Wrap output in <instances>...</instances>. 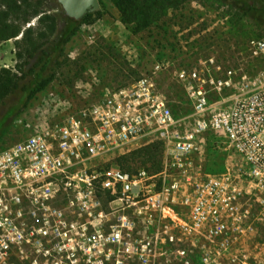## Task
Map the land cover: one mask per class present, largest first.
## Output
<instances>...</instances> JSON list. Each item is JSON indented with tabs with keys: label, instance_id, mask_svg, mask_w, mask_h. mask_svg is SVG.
Here are the masks:
<instances>
[{
	"label": "built area",
	"instance_id": "1",
	"mask_svg": "<svg viewBox=\"0 0 264 264\" xmlns=\"http://www.w3.org/2000/svg\"><path fill=\"white\" fill-rule=\"evenodd\" d=\"M245 46L248 57L263 63L253 73L238 58L225 65L213 56L175 70L189 113L175 114L153 79L173 65L165 57L127 85H103L93 71L89 81L76 82L79 98H44L41 122L0 150V248L16 239L18 222L31 220L57 225V236L67 241L123 240L121 264L128 257L136 264H192L187 254L202 264H249L243 258L254 257V242L264 233V35ZM2 68L10 64L0 59ZM229 88L235 91L228 106L209 102L210 93L221 96ZM212 136L223 137L241 163L206 172L199 162ZM135 141L161 143L159 171L93 164ZM102 195L121 212L106 234L98 229L106 217ZM128 210L146 229L155 222L161 227L132 233ZM131 240L133 256L127 254Z\"/></svg>",
	"mask_w": 264,
	"mask_h": 264
},
{
	"label": "rangeland",
	"instance_id": "2",
	"mask_svg": "<svg viewBox=\"0 0 264 264\" xmlns=\"http://www.w3.org/2000/svg\"><path fill=\"white\" fill-rule=\"evenodd\" d=\"M34 1L30 3L29 12L34 10ZM227 4L219 0H187L175 10H169L163 22L151 25L138 33H131L120 22L119 12L113 1L101 0L97 8L87 13L94 14L100 11L102 15L91 22L80 23L78 31L65 44L54 66V77L50 84L26 104H23L24 100L20 92L8 95L4 99L0 105V150L25 138L34 130L39 121L41 122L44 98L53 97L55 94L79 98L75 92L76 82L89 81V74L93 71L99 74L103 85H127L142 73L151 74L152 64L158 58H169L173 65L152 76L158 88L166 94L174 113L185 114L191 111V105L175 76V70L178 67L192 66L198 58L211 56L215 57L218 62L222 60L225 65L233 64L238 58L243 65H247L250 73L263 67L262 62L248 57L245 46L249 40L264 35L263 26L251 23L246 31V38L239 40L241 43L238 45L241 50L234 53L233 49L236 50L237 46L228 33ZM42 7L56 18V31L46 39L47 24L46 22L38 23L39 16L32 17L24 27L32 28L35 44L50 50L61 29L71 20L79 21L85 14L79 19H74L65 12L58 1L55 3L42 0ZM20 39L21 35L8 40L9 42L0 43V59L8 62L10 69L17 73L19 72L18 65L25 64L24 59H19L16 55V52L22 51L15 46V40ZM226 39L229 40V44H226ZM234 91V88L225 89L221 96L212 92L208 97L209 102L215 106H228L232 101ZM210 138L212 140L207 139L202 145L206 155L200 157L199 162L206 172L222 173L227 167H235L241 163L240 158L227 146L223 137L212 136ZM210 141L217 144L218 148L209 149L212 148V145L208 143ZM144 145L146 144L137 141L129 143L120 150L104 154L93 164L104 169H122L118 159ZM128 157L124 165L128 166L129 172L142 167L147 169L150 166V163L140 164L138 158ZM99 199L100 207L106 213V217L103 218L98 229L106 234L111 232L110 225L118 223L117 218L121 212L114 211L113 205L108 203L104 195ZM179 201L180 197L177 195L174 203ZM125 214L133 223L131 232L134 234L154 231L155 228L161 227L159 222H155L146 229L142 218L136 213L128 210ZM16 225L19 234L15 240L7 242V247L0 248V264H121L125 254L121 251L124 248L123 240L114 239L94 243L67 241L57 236V225L55 224L25 220ZM95 225H99V222L95 221ZM261 236L262 238L254 242L257 246L254 257L243 258L249 264H264V233ZM134 244V241H129L128 255L133 256L131 252L136 247ZM108 251H114V253L107 255ZM128 259L129 264H136L133 257H128Z\"/></svg>",
	"mask_w": 264,
	"mask_h": 264
},
{
	"label": "trees",
	"instance_id": "3",
	"mask_svg": "<svg viewBox=\"0 0 264 264\" xmlns=\"http://www.w3.org/2000/svg\"><path fill=\"white\" fill-rule=\"evenodd\" d=\"M32 1L34 0H0V43L21 35L20 40H15V46L22 51L16 52V55L19 59H24L25 63L18 65V73L11 69H0V105L8 95L19 92L24 100L23 104H26L39 91L45 89L54 77V66L57 64L65 44L78 31L80 23L83 21L91 22L102 15L100 11H97L94 14H85L79 21L71 20L61 29L52 48L47 50L34 43L32 28L30 26L25 28L24 25L32 17L39 16L38 23L46 22L47 24L48 35L45 38L48 39L56 31V18L42 7V0L34 1V10L29 12L28 9ZM49 1L57 3V0ZM112 1L119 12L120 22L131 33H138L151 25L163 22L169 10H175L187 0ZM219 1L229 4H227L229 16L226 22L229 26L228 33H230L237 50H239L238 44L241 43L239 40L246 38V31L250 28L251 23L260 24L264 28V0ZM226 41V44H229V40L226 39ZM26 64L27 66H25ZM208 140L212 139L209 137ZM208 143L212 145V148L209 149H217L213 141ZM161 155V143L152 142L131 151L127 156L120 157L118 162L122 169L130 171L128 166L124 165L128 161V156L132 159L138 158L140 164L150 163L147 169L157 172L161 168ZM111 198L107 195V201Z\"/></svg>",
	"mask_w": 264,
	"mask_h": 264
},
{
	"label": "water",
	"instance_id": "4",
	"mask_svg": "<svg viewBox=\"0 0 264 264\" xmlns=\"http://www.w3.org/2000/svg\"><path fill=\"white\" fill-rule=\"evenodd\" d=\"M65 12L74 19L99 6V0H57Z\"/></svg>",
	"mask_w": 264,
	"mask_h": 264
},
{
	"label": "flooded vegetation",
	"instance_id": "5",
	"mask_svg": "<svg viewBox=\"0 0 264 264\" xmlns=\"http://www.w3.org/2000/svg\"><path fill=\"white\" fill-rule=\"evenodd\" d=\"M139 241H143V240H139ZM159 255H165L164 253H159ZM171 255H174V254H171ZM188 256V263H192V264H202V260L199 258L198 259V257H196V256H192V255H190V254H187ZM174 257H176V256H174ZM139 264H165V259H159V260H152V261H150V262H148V263H139Z\"/></svg>",
	"mask_w": 264,
	"mask_h": 264
},
{
	"label": "crops",
	"instance_id": "6",
	"mask_svg": "<svg viewBox=\"0 0 264 264\" xmlns=\"http://www.w3.org/2000/svg\"><path fill=\"white\" fill-rule=\"evenodd\" d=\"M10 40V39H9ZM6 42H9L8 40Z\"/></svg>",
	"mask_w": 264,
	"mask_h": 264
}]
</instances>
